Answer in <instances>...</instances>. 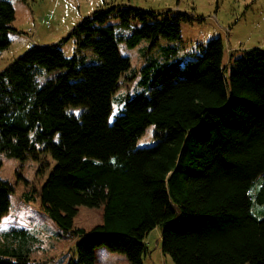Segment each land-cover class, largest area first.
I'll return each mask as SVG.
<instances>
[{"label": "trees", "instance_id": "16d2710c", "mask_svg": "<svg viewBox=\"0 0 264 264\" xmlns=\"http://www.w3.org/2000/svg\"><path fill=\"white\" fill-rule=\"evenodd\" d=\"M14 20L11 1L0 0V52L11 44ZM191 20L112 3L0 73V153L39 162L40 176L51 167L48 156L55 162L39 197L75 239L78 261L69 264H96L100 247L143 264L158 227L176 264H264V209L260 218L254 211L264 206V47L231 52L228 62L217 38L185 64L171 62L178 49L168 48L164 61L141 68L142 90L109 122L131 69L119 44L175 42L181 22ZM69 39L76 54L67 58L61 45ZM150 125L156 143L137 148ZM12 192L0 179V221ZM81 206L102 208L103 223L74 231ZM21 249H0V264H45Z\"/></svg>", "mask_w": 264, "mask_h": 264}, {"label": "rangeland", "instance_id": "374dc122", "mask_svg": "<svg viewBox=\"0 0 264 264\" xmlns=\"http://www.w3.org/2000/svg\"><path fill=\"white\" fill-rule=\"evenodd\" d=\"M15 10L13 28L9 32L11 44L0 52V73L16 59L36 45L58 44L67 39L72 29L93 12L117 5L164 14L169 11L188 14L192 20L181 22V39L169 42L163 38L153 46L143 40L137 47L119 44L123 57L131 60V69L126 72L113 98V111L109 122L113 123L124 110L128 98L142 89L139 87L140 70L149 59H166L165 50L177 48L178 54L171 62L182 64L202 55L208 43L221 38L231 52L264 47V0H10ZM67 58L76 54L74 39L61 45ZM90 53V52H89ZM91 54V53H90ZM92 55V54H91ZM76 116L80 108H69ZM156 127L150 125L139 138L137 148L151 147L156 143ZM2 166L0 179L10 183L14 192L10 194V210L0 221V249L22 247L32 262L45 264H69L78 261L76 243L68 231L61 229L43 210L39 193L55 166L50 156V169L43 176L38 174L40 163L32 159L21 162L0 153ZM256 210L255 215L261 217ZM103 223V209L81 206L74 219V228L91 231ZM20 231V232H17ZM25 234V246L18 240ZM147 254L143 264H176L162 250L161 229L155 228L146 240ZM96 264H130L123 254L114 253L105 247L96 250Z\"/></svg>", "mask_w": 264, "mask_h": 264}]
</instances>
